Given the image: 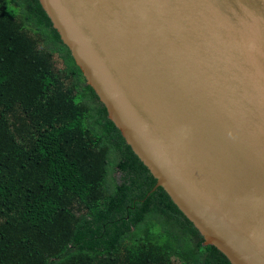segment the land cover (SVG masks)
Here are the masks:
<instances>
[{"label":"water","instance_id":"95a60500","mask_svg":"<svg viewBox=\"0 0 264 264\" xmlns=\"http://www.w3.org/2000/svg\"><path fill=\"white\" fill-rule=\"evenodd\" d=\"M39 1L204 244L264 264V0Z\"/></svg>","mask_w":264,"mask_h":264},{"label":"trees","instance_id":"16d2710c","mask_svg":"<svg viewBox=\"0 0 264 264\" xmlns=\"http://www.w3.org/2000/svg\"><path fill=\"white\" fill-rule=\"evenodd\" d=\"M127 144L39 0H0V264H231Z\"/></svg>","mask_w":264,"mask_h":264}]
</instances>
